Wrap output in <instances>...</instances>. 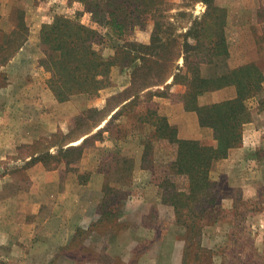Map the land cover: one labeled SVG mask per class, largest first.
Masks as SVG:
<instances>
[{"label":"rangeland","instance_id":"1","mask_svg":"<svg viewBox=\"0 0 264 264\" xmlns=\"http://www.w3.org/2000/svg\"><path fill=\"white\" fill-rule=\"evenodd\" d=\"M3 1V3L0 2V27L6 31H12L23 16L27 29L22 28V34L18 39L26 38L28 41L30 28L26 18L28 16L34 18L31 5L34 2L40 4L41 0ZM43 3L41 7L45 8ZM117 4L126 9L120 18L125 24L126 33L123 37L116 36L115 32L118 30L113 29L111 24L105 23L108 18H106L108 15L106 3L102 5V17L97 19H94L93 13L86 10L76 0H68L61 5L62 7H55V12H57L55 17L70 18L71 14L74 16L81 14L79 16L81 24L97 32L98 37L91 41L90 46L100 53L102 59L112 62L118 57L117 53L121 47L125 46V43L151 45L152 37L159 35V42L146 52L148 54V61L145 64L146 71L135 76L136 68L143 65L141 60L132 64L129 59H119L120 61L118 60V63L110 69L107 80L104 82L106 87L94 94H81L74 97L75 99L71 98L70 105L64 104L65 107H63L56 100L49 85L50 81H53V73L40 64L45 56L44 52L41 55L40 50H37L36 55L40 58L33 66L31 62L33 53L27 54L26 59H20L17 65H13L11 61H14L15 55L0 67V116L2 114L4 117L5 111L11 115L5 117V122L1 125L3 128L0 132V140L5 146L7 142L13 143L12 149L7 152L6 156L24 159L28 155L38 157L48 151L59 156L63 145H66L65 148L78 146L89 138L92 141L84 150V154L88 153L86 156L92 154L91 158L98 159L99 162L111 160L113 157H124V160H129L130 165L125 161L123 167H129V170L135 167L134 161L141 157L143 160L146 144H152L153 149L150 151L146 164L147 176L140 173L135 178V175L131 173L125 185L112 186L115 190L120 187L123 190L127 189L130 194L131 192L140 193L145 189L148 200L135 214L125 211L129 198L124 203L122 202L120 204L121 215L117 224L120 226L131 224L135 229L139 227V224L150 226L148 228L157 238V242L148 247L150 252L143 256L140 255L139 260L134 261L136 264H155L156 253L162 245V238L171 242L173 233L179 234V246L175 250L179 260L184 253L183 239L187 231L181 226L177 229L170 228L171 224H176V217L172 210L162 203V191L160 188H155L154 182L158 181L160 184L165 178H170L183 189L186 180L178 178L170 170V162L175 156V146L163 141L159 142L153 137L156 128L152 125L155 119L152 112L157 111L160 116L168 120V117L161 112L157 98L168 97L172 101L182 103V97L187 88L182 84L183 78L182 82L178 83H175L174 78L181 72V69L186 71L184 35L193 27L195 20L206 13L207 6L202 0H120ZM216 4L224 8L228 14L226 34L230 58L227 63L230 68L235 69L255 63L254 59L264 60V6L255 14V20L260 23V27L249 29L243 25L239 17L243 10L239 1L221 0L220 2L216 0ZM135 5L138 6L137 10ZM133 10L134 15L130 14ZM45 13V9L40 10L32 28L37 30L41 25L54 22L55 17L51 22L43 24L41 21ZM254 33L259 34L255 41ZM31 39L33 47L39 49L40 35L38 40L37 38L33 40V37ZM255 46L258 48L256 54L253 52ZM261 69L264 72V67ZM202 73L207 75V66H202ZM25 78L35 79L36 84L32 90L26 89L21 92L17 102L14 96L16 86L13 84L14 81ZM103 78L105 77L102 76ZM11 81L12 85L9 87ZM233 88L237 95L236 87ZM263 94L264 90L258 97H262ZM205 95L201 101L204 105L212 104V101L219 98L214 95L205 97ZM85 102L86 104L94 102V105L86 111L79 109L78 106H84ZM73 104L77 107L73 108ZM14 110L19 113H15ZM28 110L30 113L31 110L33 111L32 116L26 115L30 119H28L29 123L22 114L28 113ZM30 123L38 129L39 137L32 143H26L29 141L27 136L32 137V133L27 132L25 128ZM210 130L212 132L210 138L213 139V130ZM99 132H101V138L94 140L93 138ZM179 137L187 139L182 132H179ZM195 137H204L203 140H207V134L202 130H198ZM56 163V161L52 162L51 166H55ZM134 183L137 185L134 186ZM217 183L220 190L216 197L217 206L203 221H200L201 224H198L203 226L204 249H198L199 247L192 249L188 264H264V184L261 183L258 186L260 196L257 198L259 199L251 200L244 199L241 188L231 189L225 178ZM110 196L114 198V202L122 201H119L120 197L115 198L114 192ZM100 219L101 215H98L94 223L107 224L106 222L101 223ZM151 228L156 230L153 231ZM112 232L115 231L110 230L106 235H112ZM98 260L102 264H115L102 257ZM116 264L125 263L119 261ZM166 264L169 262L167 261Z\"/></svg>","mask_w":264,"mask_h":264},{"label":"crops","instance_id":"2","mask_svg":"<svg viewBox=\"0 0 264 264\" xmlns=\"http://www.w3.org/2000/svg\"><path fill=\"white\" fill-rule=\"evenodd\" d=\"M67 1L41 0L40 4L34 2L31 5L34 18L30 16L26 18L30 28L29 40L19 50L11 64L17 65L20 59H26V55L32 53V66L37 64L40 56L36 55V52L40 50L39 53L42 55L43 49L40 45L39 49L33 47L31 38L38 40L42 25L37 30L32 28V25L41 9L46 11L41 22L43 24L51 22L57 15L55 7H62L61 5ZM236 1L243 6L239 16L243 25L249 29L259 28L260 23L255 20V14L264 6V0ZM42 2L45 8L41 7ZM71 15L70 18L77 17ZM258 35L253 34L254 41ZM253 52L258 53L257 46ZM253 62L260 68L264 67L262 59H254ZM35 84L36 80L33 78L14 81L16 101L18 102L21 92L26 89L32 90ZM11 85L12 81L9 87ZM213 95L219 97L212 101L217 103L234 99L236 92L231 87L209 93L205 97ZM77 96H73L72 99ZM202 99L204 96L201 97L200 103ZM263 99L264 94L250 100L252 120L245 125L243 143L233 149L228 158L215 162L211 172L214 182L225 178L231 189L241 188L244 199H259L258 186L264 184V107L261 105ZM157 102L163 115L168 117L169 123L184 133L185 138L202 141L204 137H195L197 131L202 130L207 134V140L203 141H213L210 138L211 130L202 128L197 113L187 111L183 103H177L168 97L157 98ZM59 104L70 105V101ZM92 105L94 102L91 104L85 102L84 106L78 107L86 111ZM76 107L73 104V108ZM6 112L4 117L2 114L0 116V132L5 117L11 116ZM32 112L28 110V113H22L23 117L32 116ZM28 119L27 123L30 122ZM33 127L35 126L31 123L25 126L26 131L32 133V137L27 136L29 141L26 143L38 140V129L36 127L32 129ZM2 144L0 140V149L3 148L0 150V264H102L98 260L100 257L112 263L120 261L134 264L140 255L150 252L148 248L150 245L153 246L157 242L155 234L144 224H139L137 229L127 224L123 229L108 236L101 235L93 227L98 216V207L104 201L106 186L125 185L131 173L135 178L140 173L147 176L142 157L134 161L135 167L129 170L126 166L123 167L125 161L130 165L129 160H124V157L118 156L99 162L98 159L91 158L92 154L86 156L87 153L71 172L64 161L55 167L47 168L43 162L34 161L37 158L35 156L28 155L24 159L6 156L13 143L7 142L6 146ZM86 173H89L88 181L82 183L79 178ZM135 185L137 184L134 183ZM154 186L158 189L159 182L155 181ZM146 196L145 189L140 193L131 192L125 211L135 214L141 210L148 201ZM177 227L178 225L171 224L170 228ZM178 236L179 234L173 233L171 242L162 238L155 264H166L167 261L169 264H183V259L178 260L175 251L179 246ZM202 246H205L204 239Z\"/></svg>","mask_w":264,"mask_h":264},{"label":"trees","instance_id":"3","mask_svg":"<svg viewBox=\"0 0 264 264\" xmlns=\"http://www.w3.org/2000/svg\"><path fill=\"white\" fill-rule=\"evenodd\" d=\"M76 1L91 11L94 19L102 17V5L106 3L109 16H106L108 18L105 23L118 30L115 32L116 36L125 35V24L120 18L126 9L117 4L120 0ZM202 2L207 6L206 13L196 19L193 27L184 35L186 71L181 69V72L175 75L174 81L178 83L184 79L182 84L187 90L182 97V103L187 111L197 113L202 127L213 130V141L181 139L177 127L171 125L157 111L152 112L155 117L152 125L156 128L153 137L159 142L175 146V156L170 162V170L178 178L186 180L183 189L170 178H165L159 184L162 203L172 210L176 217V225L187 231L183 239L185 242L183 264H188L192 249L196 247L204 249L203 226L198 224H201L200 221H203L210 211L215 210L216 197L220 191L219 184L211 178L213 166L215 162L228 158L233 149L241 146L245 125L252 120L248 102L258 97L264 90V72L257 64L251 63L232 69L227 63L230 58L226 34L227 11L219 7L216 0ZM135 6L137 10L138 6ZM130 14L134 15L135 11ZM79 16L81 14H77L74 19L57 16L52 24H44L40 31V45L45 54L40 64L53 73V81L51 80L49 85L60 103L67 102L76 95L94 94L106 87L104 82L110 69L119 59H129L132 64L141 60L143 65L136 68L135 76L146 71L145 64L148 61L146 52L160 40L158 35L152 37L151 45L125 43L117 53L118 57L114 58L115 61L104 60L100 53L90 46L91 41L98 37L97 32L81 24ZM14 28L12 31H6L0 27V67L9 62L27 41L26 38L18 39L22 34V28L27 29L23 16ZM204 65L208 67L207 75L202 73ZM102 76L105 78L102 79ZM228 87H236L237 95L234 99L207 105L199 102L203 95ZM261 105L264 107V99ZM101 132L93 139H100ZM90 141L92 140L87 138L78 146L65 148L66 145H63L60 149V158L48 151L34 161L43 162L47 168L52 167L51 163L54 161L57 162L55 166L64 161L71 171L83 158L84 150ZM152 149V144H146L142 160L144 169H147V158ZM88 178L89 173L80 176L82 183H86ZM112 192L116 194L115 198L120 197L119 201H122L114 202V198L110 196ZM104 194V201L98 207V215H101L100 222L107 224L93 223V227L101 235H106L110 230L119 231L126 226L117 223L121 215L120 204L130 197V192L121 187L115 190L112 186H106Z\"/></svg>","mask_w":264,"mask_h":264}]
</instances>
